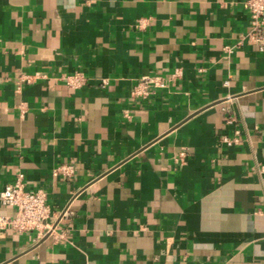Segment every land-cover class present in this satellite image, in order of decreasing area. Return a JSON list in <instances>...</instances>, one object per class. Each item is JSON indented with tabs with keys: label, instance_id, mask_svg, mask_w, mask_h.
Segmentation results:
<instances>
[{
	"label": "crops",
	"instance_id": "obj_1",
	"mask_svg": "<svg viewBox=\"0 0 264 264\" xmlns=\"http://www.w3.org/2000/svg\"><path fill=\"white\" fill-rule=\"evenodd\" d=\"M249 21L245 0H0V193L45 191L54 228L0 230V264H264ZM144 75L167 85L133 97Z\"/></svg>",
	"mask_w": 264,
	"mask_h": 264
},
{
	"label": "built area",
	"instance_id": "obj_2",
	"mask_svg": "<svg viewBox=\"0 0 264 264\" xmlns=\"http://www.w3.org/2000/svg\"><path fill=\"white\" fill-rule=\"evenodd\" d=\"M249 12V28L243 40L255 46L264 53V0H245ZM65 83L72 89H80L87 84V77L83 73H75L64 78ZM166 78L161 75H144L138 79L132 90V96L147 98L154 91L165 88ZM226 142L231 143L229 139ZM63 174L71 173L65 167L59 170ZM45 191H29L25 189L22 179L7 184L0 193V204L15 210L11 216H0V230H15L22 233L35 232L40 239L54 230L49 224L52 215ZM65 214V213H64Z\"/></svg>",
	"mask_w": 264,
	"mask_h": 264
}]
</instances>
